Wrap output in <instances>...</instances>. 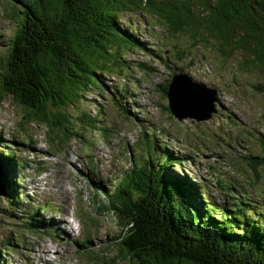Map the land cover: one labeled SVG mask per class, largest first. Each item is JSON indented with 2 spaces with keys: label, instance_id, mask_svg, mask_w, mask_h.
Listing matches in <instances>:
<instances>
[{
  "label": "trees",
  "instance_id": "trees-1",
  "mask_svg": "<svg viewBox=\"0 0 264 264\" xmlns=\"http://www.w3.org/2000/svg\"><path fill=\"white\" fill-rule=\"evenodd\" d=\"M0 3L12 24L0 54V101L11 98L23 110V124L44 126L59 141L80 137L75 125L85 115L79 110L74 117L67 110L79 109L87 93L99 92L102 77L126 76L134 64L128 54L144 51L159 59L137 39V21L125 20L128 14L153 19L166 33L185 36L188 47L171 48L179 61L192 59V50L204 48L226 62L240 53L242 72H264V0ZM136 68L150 69L141 63ZM119 90L123 92L111 91L114 100L126 98L129 107L128 93ZM162 92L166 94V86ZM149 131H141L145 147L136 148L127 169L106 186L100 184L103 196L109 197L107 204L96 203L100 211L120 219L118 245L123 256L133 264H264V198L219 178L214 183L216 196L209 198L208 182L189 184L170 173L186 156L174 153L167 138L161 141L159 131ZM248 156L256 174L255 167L264 166V136ZM189 193L199 199L198 205ZM15 202L5 209L17 208Z\"/></svg>",
  "mask_w": 264,
  "mask_h": 264
},
{
  "label": "rangeland",
  "instance_id": "rangeland-1",
  "mask_svg": "<svg viewBox=\"0 0 264 264\" xmlns=\"http://www.w3.org/2000/svg\"><path fill=\"white\" fill-rule=\"evenodd\" d=\"M124 18L137 21L134 23L139 27L137 39L160 57L155 59L144 51L128 54L134 64L126 76L102 77L99 90L102 97L97 91L89 92L79 109H68L74 117L80 114L79 110L85 115L75 125L80 137L70 135L69 139L59 141L44 126L23 124V110L11 98L0 101V161L9 165L8 173L4 172L9 196L6 192L0 194V264L4 261L6 264H133L118 245L119 233L123 231L120 219L99 210L93 184L116 178L135 148L143 145L141 130L148 132L153 128L165 132L167 136L163 137L170 139L175 151L189 155L187 163L173 167L171 173L187 175L199 184H203L201 179L210 180L211 175L205 189L209 198L216 196V185L212 184L217 180L216 170L219 175L236 180L241 190L245 188L252 193L250 187H253L258 192L252 195L260 192L264 198V166L255 167L253 174L247 158L253 149L257 150L259 138L264 136V72H242L240 53L226 62L204 48L192 50V59L179 61L171 48L188 47L190 42L185 36L166 33L153 19L133 14ZM11 25L0 12V54ZM138 63L150 69H138ZM178 72L216 89V110L209 120L179 122L170 114L162 91L165 86L167 90L172 74ZM120 87L128 93L129 107L123 98L121 101L113 98L111 91L122 93ZM6 152H13L14 158ZM90 159L97 168L94 172L86 162ZM189 196L198 205L199 199ZM6 200L9 204L18 202L10 215L4 206ZM99 200L98 204L102 205L104 200L100 195ZM48 202L51 207L41 215L55 221L57 226L53 228L60 232L22 229L33 223L32 220L28 223L26 217L37 213L35 203L47 205ZM89 220L91 224L87 223ZM8 239L10 244L3 243ZM84 240L88 242L79 246L76 243Z\"/></svg>",
  "mask_w": 264,
  "mask_h": 264
},
{
  "label": "water",
  "instance_id": "water-1",
  "mask_svg": "<svg viewBox=\"0 0 264 264\" xmlns=\"http://www.w3.org/2000/svg\"><path fill=\"white\" fill-rule=\"evenodd\" d=\"M166 99L170 113L178 121H206L215 112L216 91L193 81L184 73L172 76ZM5 184L6 176L0 170V194L5 191Z\"/></svg>",
  "mask_w": 264,
  "mask_h": 264
},
{
  "label": "bare ground",
  "instance_id": "bare-ground-1",
  "mask_svg": "<svg viewBox=\"0 0 264 264\" xmlns=\"http://www.w3.org/2000/svg\"><path fill=\"white\" fill-rule=\"evenodd\" d=\"M4 3V2H3ZM124 99H126V98H124ZM10 156V155H9ZM6 160V159H5ZM12 167H14V166H12ZM0 170H2L1 168H0ZM5 186H6V184H5ZM235 186V185H234ZM6 188V187H5ZM5 193V192H4ZM6 194V193H5ZM242 194V193H241ZM7 196H9L8 194H6ZM13 201V200H12ZM11 204V203H10ZM11 210V206H10V209H8V211H10ZM43 211H45V210H43ZM41 214V213H40ZM33 218H35V217H33ZM34 220H36V219H34ZM36 222H38V221H36ZM38 224H40L39 222H38ZM70 231V230H69ZM71 232V231H70ZM71 235H72V233H70ZM46 251V250H45ZM41 255H43V254H41Z\"/></svg>",
  "mask_w": 264,
  "mask_h": 264
}]
</instances>
